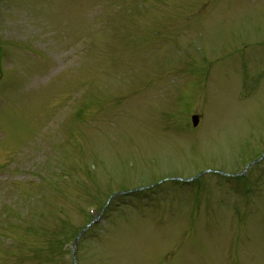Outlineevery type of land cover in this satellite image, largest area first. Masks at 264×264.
<instances>
[{
	"label": "rangeland",
	"instance_id": "1",
	"mask_svg": "<svg viewBox=\"0 0 264 264\" xmlns=\"http://www.w3.org/2000/svg\"><path fill=\"white\" fill-rule=\"evenodd\" d=\"M263 149L264 0H0V264H35L100 191L79 264H264V161L238 213L214 173L103 206Z\"/></svg>",
	"mask_w": 264,
	"mask_h": 264
},
{
	"label": "trees",
	"instance_id": "2",
	"mask_svg": "<svg viewBox=\"0 0 264 264\" xmlns=\"http://www.w3.org/2000/svg\"><path fill=\"white\" fill-rule=\"evenodd\" d=\"M57 249L59 251V245L52 238H49L45 245L43 250L33 249V252L35 254H43V257L41 258L42 264H62L59 255H57Z\"/></svg>",
	"mask_w": 264,
	"mask_h": 264
}]
</instances>
